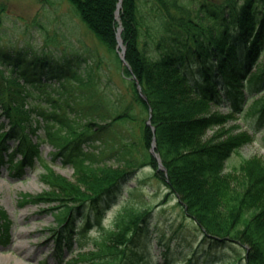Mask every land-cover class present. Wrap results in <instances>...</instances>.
Listing matches in <instances>:
<instances>
[{
  "label": "trees",
  "instance_id": "1",
  "mask_svg": "<svg viewBox=\"0 0 264 264\" xmlns=\"http://www.w3.org/2000/svg\"><path fill=\"white\" fill-rule=\"evenodd\" d=\"M139 1L121 0L117 21L119 0H68L107 53L116 57L121 81L131 90L129 104L120 92L104 86L103 57L91 52L82 57L75 50L58 57L31 55L0 43V165L20 175L42 160L40 143L47 142L56 148L53 156L73 166V181L45 166L41 178L47 191L23 199L58 203L52 208L61 210L52 238L59 258L64 250L72 252V237H86L93 228L98 235L92 248L78 253L75 264H151L144 243L148 210L124 205L111 226L101 224V212L117 197L121 184L136 169L150 166L165 185L166 196L174 195L199 226L202 248L229 252L217 264H264V161L246 158L226 172L229 157L252 137L226 130L223 124L230 116L211 108L224 105L231 115L261 92L253 104L264 122V0H202L195 12L182 0H154L152 22L140 13ZM119 26L128 67L117 56ZM149 46L158 51L156 56L148 55ZM53 83L60 84L59 98L47 92ZM38 96L50 108L39 110L41 121L33 122L25 107L29 98ZM75 105L80 106L77 113L72 112ZM133 105L145 114L141 121ZM125 125L130 126L128 134L114 129ZM214 126L219 131L204 141ZM8 138L18 143L5 155L2 145ZM110 139L122 153L116 167L97 162L100 151L83 148ZM152 139L165 171L157 170L149 151ZM76 213L85 216L74 225ZM10 225L0 208L1 244L9 240ZM192 256L183 264H200L197 251Z\"/></svg>",
  "mask_w": 264,
  "mask_h": 264
},
{
  "label": "rangeland",
  "instance_id": "2",
  "mask_svg": "<svg viewBox=\"0 0 264 264\" xmlns=\"http://www.w3.org/2000/svg\"><path fill=\"white\" fill-rule=\"evenodd\" d=\"M188 2V7L195 12V8L202 0H182ZM222 1V0H217ZM140 13L145 14L147 19L155 17L156 4L154 0H140ZM155 3V4H154ZM144 40V39H143ZM0 43L9 49L22 50L28 54L48 53L58 57L62 52L78 51L82 57L85 53H94L97 58L105 59L101 65L100 74L107 89H114L121 93L120 99L129 104L133 102L131 90L122 83L121 67L113 54H108L104 47L93 35L92 31L85 26L79 16H76L73 7L68 0H0ZM148 55L154 57L157 52L155 48L148 47ZM118 51V49L116 50ZM119 57V52L117 53ZM120 59V57H119ZM106 60L108 63L106 64ZM121 60V59H120ZM99 73V71L97 72ZM60 85V84H59ZM58 84L53 83L47 92L51 96L59 98L56 89ZM35 92V91H34ZM264 92V91H263ZM263 93L257 94L247 101L240 114L235 113L223 127L230 132L239 133L246 131L252 136L250 143L244 144L235 150L227 160L225 169L234 170L244 159L258 156L264 161V124L258 123L253 100ZM61 95H65L63 92ZM48 103V102H47ZM37 104L43 108H33ZM134 104V103H133ZM31 120H38V110H49L42 96L35 97L29 102ZM134 116L140 113L136 105ZM212 111L226 115V106L215 107L211 105ZM80 109L79 105L73 107L72 112ZM77 113V112H76ZM140 115V114H139ZM139 120L145 118L142 113ZM40 117V116H39ZM104 124V121H100ZM107 122V120H105ZM130 126H115L116 131L127 132ZM218 128L208 130L203 136L204 141L210 139L213 132ZM42 129L38 131L40 134ZM128 134V132H127ZM3 148L8 152L16 143L13 139L5 141ZM85 150L93 153L101 152L97 162L116 167L120 164L122 153L117 142L111 139L104 143L94 142L83 146ZM55 149L49 143H42L39 148V156L46 161L57 174L74 180L73 166L68 162H62L59 156H52ZM42 161L36 160L31 169L25 168L20 175H11L6 166H0V206L6 211L9 220L10 238L7 244L0 243V264H75L74 259L78 253L88 252L91 249L94 238L98 233L96 229L89 232L87 237L73 241L72 251L64 252L63 259L54 254V241L52 235L56 227L59 209L54 203H30L23 199L27 196H36L47 191V186L40 177L45 172ZM160 168V167H159ZM161 169V168H160ZM158 170V167H157ZM167 189L159 178L153 173V169L140 167L131 174L127 181L121 184L117 197L107 205L101 212L102 225L111 226L118 212L126 206L149 211V229L145 235L144 243L149 249L148 253L151 264H179L189 258L197 251L200 264H216L217 261L227 257L229 252L225 249L202 248V234L200 228L184 212L174 195L166 196ZM85 215L76 213L73 223H77ZM74 224V225H75ZM75 233L77 229H75ZM64 260V261H63ZM76 264H84L78 262Z\"/></svg>",
  "mask_w": 264,
  "mask_h": 264
},
{
  "label": "water",
  "instance_id": "3",
  "mask_svg": "<svg viewBox=\"0 0 264 264\" xmlns=\"http://www.w3.org/2000/svg\"><path fill=\"white\" fill-rule=\"evenodd\" d=\"M118 8H119V6H118ZM119 46H121V41H120V39H119ZM122 48H123V47H122ZM123 52H124V48L122 49V54H121V56H122V60L124 61ZM137 88H138V87H137ZM138 89H139L140 95L142 96L141 91H140V88H138ZM151 151H152L153 155H155V153H154V151H153V148L151 149ZM156 160H157V162H159V160H158L157 158H156ZM159 167H161V162H159Z\"/></svg>",
  "mask_w": 264,
  "mask_h": 264
}]
</instances>
